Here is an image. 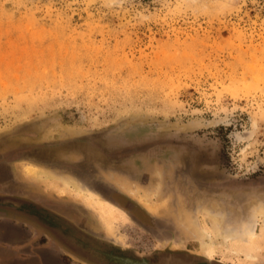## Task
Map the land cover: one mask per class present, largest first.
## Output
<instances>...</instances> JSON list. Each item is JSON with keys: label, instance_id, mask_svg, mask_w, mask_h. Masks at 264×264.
Instances as JSON below:
<instances>
[{"label": "rangeland", "instance_id": "rangeland-1", "mask_svg": "<svg viewBox=\"0 0 264 264\" xmlns=\"http://www.w3.org/2000/svg\"><path fill=\"white\" fill-rule=\"evenodd\" d=\"M0 165L6 193L98 242L264 264V0H0ZM79 191L156 229L115 205L111 233ZM36 231L21 256L99 264Z\"/></svg>", "mask_w": 264, "mask_h": 264}, {"label": "flooded vegetation", "instance_id": "flooded-vegetation-1", "mask_svg": "<svg viewBox=\"0 0 264 264\" xmlns=\"http://www.w3.org/2000/svg\"><path fill=\"white\" fill-rule=\"evenodd\" d=\"M4 169H5V167L3 165H0V171L4 170ZM2 176H3V173H2ZM3 180H4L3 177H2V179L0 178V200H2V201L10 200V201H12V203L13 202H20L21 204L27 205L30 208L36 209L37 211L32 210V212H28V211L23 212L22 211L23 209L20 207L12 208V207L6 206L5 204H0L1 207H3V209L0 210V245L6 246L7 244H13V245H15L13 249L14 250L16 249V251H18V250L20 251L24 248L23 244L28 242L30 244L29 247L32 248L33 244L37 243V240L39 237L36 230L44 231L43 235H45V233H49L52 235V237H54L60 243H64L65 245H67L65 242L66 236L63 235L57 229L59 227H58V224L56 223V221L61 222L62 225L67 228V230H68V228L71 227L74 230H76L77 233L81 234V236H86V235L82 234L79 230H77L74 227V225H71L70 222H68L65 219H63L62 217H60V215L58 216L54 212L46 209L44 203H42L40 201L33 202L32 200H30V201H27L26 199L23 200L21 197H19L22 195H19V194H21L19 192V191H21V188L18 187V185L14 186L13 193H6V186H5L6 184L4 183ZM113 203L115 205H118V207H120L121 209L126 211L129 215L133 216L135 221L137 223H139L140 225H143L144 227L149 228V229H153V230L156 229L155 225H153V222L150 221L149 218L147 217V213L142 211L141 209H136L132 203H128L129 206H127V205L122 204V202L116 198H115V201ZM78 217H79V215L72 216V217L69 216V218H70L69 220H71V222H74V221L78 220ZM53 219H55L56 221ZM23 227L24 228L26 227L27 229L30 230L29 238L26 237V235H25L26 233H24ZM32 233H34V236L32 235ZM59 234H61V235H59ZM93 240H95V239H93ZM103 245L107 246L109 248L117 249V250H125L127 252H131V254H137L134 251H131L128 249H121V248L115 247L113 245H109V244H105V243H103ZM67 247L73 254L77 255L78 257H81V258L84 257L82 254L75 251L74 249H72L68 245H67ZM180 254H182V253H180ZM21 255L22 254L20 251V254H19L20 262H15L14 264H39V262H40V264L41 263L42 264H56V263H54L56 256L52 253H47V252L39 253V255L37 256L36 259H32L33 256L29 255V254L24 255V256H21ZM183 255L187 256L186 258H189V259L194 258L199 263L218 264V263H214L213 261H211L209 259H201V258H197V257H193V256H191V258H190L189 257L190 255L182 254V256ZM21 260H23V261H21ZM0 264H2V263L0 262Z\"/></svg>", "mask_w": 264, "mask_h": 264}, {"label": "water", "instance_id": "water-1", "mask_svg": "<svg viewBox=\"0 0 264 264\" xmlns=\"http://www.w3.org/2000/svg\"><path fill=\"white\" fill-rule=\"evenodd\" d=\"M17 203L21 204L20 202H17ZM22 211L25 212L26 210H22ZM33 211H37V210L33 208ZM68 231L79 235L80 237H82L84 241H87L88 243L93 245V247H90V246L86 247V245L84 246L83 242L81 241L80 242L83 245V247H79V245H77L73 241V239L69 237H65L66 244L72 249H74L75 251L82 254L83 256L99 264H138L136 263V261L141 262L142 264L143 263L144 264H164V263H167V264H171V263L172 264H207V263H199L194 258L193 259L186 258L187 256H184V255L183 257L182 254L177 253V252L163 251V252H157V253L146 255V256L138 255V254H131V252L109 248L107 246H104L103 243L101 242H98L86 236H81V234L77 233L76 230H74L71 227L68 228ZM170 257H173L174 259L169 260ZM189 257L191 258V256Z\"/></svg>", "mask_w": 264, "mask_h": 264}, {"label": "bare ground", "instance_id": "bare-ground-1", "mask_svg": "<svg viewBox=\"0 0 264 264\" xmlns=\"http://www.w3.org/2000/svg\"><path fill=\"white\" fill-rule=\"evenodd\" d=\"M72 187L76 190V192L78 191V189L74 185ZM78 198L82 203L86 205V207H88L95 213V215L111 233L115 232V226L118 223L125 221V215L122 213V211L118 210V208H116L114 205L102 199L96 198L93 194L85 195L84 193L79 191ZM171 259L174 258L170 257L169 260ZM136 263L142 264L138 261Z\"/></svg>", "mask_w": 264, "mask_h": 264}, {"label": "crops", "instance_id": "crops-1", "mask_svg": "<svg viewBox=\"0 0 264 264\" xmlns=\"http://www.w3.org/2000/svg\"><path fill=\"white\" fill-rule=\"evenodd\" d=\"M54 220V219H53Z\"/></svg>", "mask_w": 264, "mask_h": 264}]
</instances>
